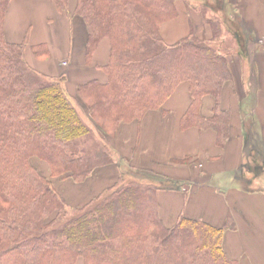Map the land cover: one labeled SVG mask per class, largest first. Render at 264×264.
<instances>
[{"label": "trees", "instance_id": "trees-1", "mask_svg": "<svg viewBox=\"0 0 264 264\" xmlns=\"http://www.w3.org/2000/svg\"><path fill=\"white\" fill-rule=\"evenodd\" d=\"M9 1L0 0V264H231L222 251L223 230L184 218L170 230L161 225L154 192L175 183L146 173L122 176L56 227L67 206L30 163L36 158L52 177L82 183L111 163L105 133L160 108L179 83L189 84L192 98L186 121L204 95L218 98L229 78L225 59L193 36L174 46L159 37L160 26L176 16L177 0L77 1L88 46L108 38L111 47L107 84L77 92L92 129L60 83L27 66L24 46L5 41ZM51 1L66 8L67 0ZM208 24L219 38L220 24ZM201 122L223 145L226 116Z\"/></svg>", "mask_w": 264, "mask_h": 264}, {"label": "crops", "instance_id": "crops-1", "mask_svg": "<svg viewBox=\"0 0 264 264\" xmlns=\"http://www.w3.org/2000/svg\"><path fill=\"white\" fill-rule=\"evenodd\" d=\"M77 1L67 0L59 10L51 0H10L3 35L8 44L24 46V61L32 71L60 83L92 129L77 92L90 83L107 84L111 47L108 38L88 46ZM204 1L177 0L176 16L160 26L159 37L165 46H174L193 36L225 59L229 78L217 99L204 95L195 116L186 121L192 98L189 84L179 83L160 108L105 133L111 163L82 183L68 176L50 179L45 163L34 166L71 209L91 205L122 176L146 173L167 179L176 186L159 188L153 196L165 229L181 218L221 229L228 262L264 264V0H228L232 24L238 26L231 35L225 29L228 17L208 11ZM208 21L220 24L219 38H213ZM218 115L226 116L223 145L214 129L201 122Z\"/></svg>", "mask_w": 264, "mask_h": 264}, {"label": "rangeland", "instance_id": "rangeland-1", "mask_svg": "<svg viewBox=\"0 0 264 264\" xmlns=\"http://www.w3.org/2000/svg\"><path fill=\"white\" fill-rule=\"evenodd\" d=\"M205 2V5H206V7H207V9H208V11H210V10H216V11H221L222 13H224V16H226V17H228V20H227V23L225 24V29L227 30V32L231 35V34H234V29H235V27H238L236 24H232V20H231V16H232V14H233V11H232V8L229 6V2H228V0H205L204 1ZM233 20H235L236 19V17H233L232 18ZM211 28V27H210ZM211 30H212V28H211ZM212 32H213V30H212ZM219 33H220V35L222 34V30H221V28H220V30H219ZM31 161H30V163H31V165L35 168V166L34 165H36V163L38 164V163H42V165H43V163L44 162H42V161H40V162H37L38 161V159H36V158H31L30 159ZM34 161H36V162H34ZM39 165V164H38ZM45 165L46 166H48L46 163H45ZM37 166V165H36ZM41 167V166H40ZM36 169V168H35ZM48 169L50 170V168H49V166H48ZM37 170V169H36ZM37 172L40 174V172L37 170ZM41 175V174H40ZM133 175V174H132ZM42 176V175H41ZM61 178L62 177H67V175H64V176H60ZM45 178V177H44ZM51 178H59V177H52L51 176V172H50V179ZM46 179V178H45ZM47 180V179H46ZM47 181H49L50 182V180H47ZM53 187V186H52ZM54 189V188H53ZM61 198V197H60ZM62 199V198H61ZM64 202V201H63ZM67 206V205H66ZM79 210V209H78ZM77 209H71V208H69L68 206H67V209L66 210H64V213H63V215H64V217H63V219H61V220H59L58 222H57V225H56V227L58 226V227H60V225L64 222V221H67L68 219H70V218H74L75 217V213H77L76 211H78ZM79 215V214H78ZM78 215H76V216H78ZM59 223V224H58Z\"/></svg>", "mask_w": 264, "mask_h": 264}]
</instances>
